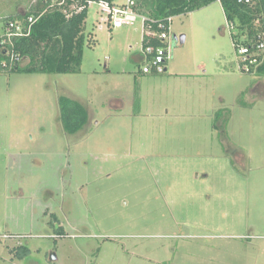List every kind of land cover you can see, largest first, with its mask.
Here are the masks:
<instances>
[{
  "label": "rangeland",
  "instance_id": "374dc122",
  "mask_svg": "<svg viewBox=\"0 0 264 264\" xmlns=\"http://www.w3.org/2000/svg\"><path fill=\"white\" fill-rule=\"evenodd\" d=\"M106 20L89 5L76 74L0 72V264H264V75L240 70L236 25L218 1L173 17L144 75L140 21ZM59 97L87 111L74 135Z\"/></svg>",
  "mask_w": 264,
  "mask_h": 264
},
{
  "label": "trees",
  "instance_id": "16d2710c",
  "mask_svg": "<svg viewBox=\"0 0 264 264\" xmlns=\"http://www.w3.org/2000/svg\"><path fill=\"white\" fill-rule=\"evenodd\" d=\"M86 1L116 0H79L80 4ZM218 1L225 13L226 21L236 25L239 36L236 35V45L249 46L255 42L259 34H264V0H251L250 4H241L237 0H134L135 10L146 16L149 20L166 22L170 17L199 10ZM46 7L44 0H33L23 12L0 19L3 26L7 22L26 20L30 16L37 17ZM87 9L79 13H72L66 18L61 10L53 9L44 13L35 22L28 37L14 38L11 45H7L13 53L22 58V63L4 73L24 74H76L80 71L83 51L87 42L83 34V26L87 18ZM154 29L157 27L154 25ZM241 36V37H240ZM244 36V37H242ZM241 38H244L242 42ZM152 45L158 46L160 42L153 40ZM142 44L145 45L144 41ZM3 52H0V61ZM256 73L264 75V57ZM59 120L63 130L74 135L80 131L87 122V111L84 107L68 98L59 97ZM53 229L54 226H53ZM56 234H62L59 228ZM11 255L20 259L28 253L26 245H20L9 250Z\"/></svg>",
  "mask_w": 264,
  "mask_h": 264
},
{
  "label": "built area",
  "instance_id": "2783aa9c",
  "mask_svg": "<svg viewBox=\"0 0 264 264\" xmlns=\"http://www.w3.org/2000/svg\"><path fill=\"white\" fill-rule=\"evenodd\" d=\"M241 4H250L251 0H237ZM45 9L38 14L37 17L30 16L26 20H17L7 22L3 28H0V52H3V58L0 61V70H8L22 63V58L8 49L7 45H11L14 38L28 37L35 22L49 10H61L66 18L72 13H79L83 9L88 8L90 4L96 3L100 6L101 11L106 14V23L112 28H121L123 26H131L140 21L143 29L142 41L143 51L141 53V74H163L166 72L167 61L170 59L172 51L171 41L177 42L174 37L170 40L168 33L172 17L166 22H156L149 20L146 16L139 14L135 10L134 0H124L122 3H113L107 1H86L83 4L79 0H44ZM154 25L157 30L154 29ZM232 26H230L231 28ZM153 40H158L160 45H152ZM239 57V68L244 73H252L257 70L264 57V34H259L251 45H236L233 42ZM21 235H3L4 239L14 238L22 239Z\"/></svg>",
  "mask_w": 264,
  "mask_h": 264
},
{
  "label": "water",
  "instance_id": "95a60500",
  "mask_svg": "<svg viewBox=\"0 0 264 264\" xmlns=\"http://www.w3.org/2000/svg\"><path fill=\"white\" fill-rule=\"evenodd\" d=\"M174 39H175V37H174ZM184 36H180V38H179V42H180V44H183L184 43ZM50 260H55V256L52 254V255H50Z\"/></svg>",
  "mask_w": 264,
  "mask_h": 264
}]
</instances>
